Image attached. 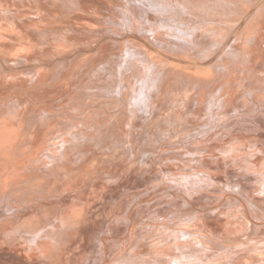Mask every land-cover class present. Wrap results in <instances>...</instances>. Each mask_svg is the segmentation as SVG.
Returning a JSON list of instances; mask_svg holds the SVG:
<instances>
[{"label": "rangeland", "instance_id": "rangeland-1", "mask_svg": "<svg viewBox=\"0 0 264 264\" xmlns=\"http://www.w3.org/2000/svg\"><path fill=\"white\" fill-rule=\"evenodd\" d=\"M97 1H98V3H97ZM131 1L132 0H130V1L129 0L128 1L127 0H122V1L121 0H92V3L88 5V8L78 10V13L75 16V18H73L74 17V14H73L74 11L68 10L67 3L60 5L59 7L50 4L48 6H36L35 5V6H33V8L29 9V7L25 6V7L21 8V13L23 15L22 18L19 16L17 18L19 22L18 21L13 22L12 19H5L4 18V17L8 16L7 12H5L8 9V7L5 3H2V1L0 0V122L3 124L5 123V125L6 124L8 125V127L6 125L7 128L6 127L4 128V126L0 123L3 126V127H0V131L2 130L1 132L3 133V131L6 130V132H4V133H7L8 135L3 133L4 135L8 136V137L5 136L6 139H8V141L10 139H12L11 142L10 141L8 142V141H6V139L4 137H2L3 139L1 138V136L3 134L0 133V135L2 134L0 136V138L2 139V140L0 139V143L1 144L3 143L2 147L10 149V151L6 150V149L3 150L4 148H2L0 146L1 147L0 151L1 150L4 151V152H2V151L0 152L1 154L4 153V154H2L3 156L0 154V158H1L0 159V177H1L0 178V189L2 190V191L0 190V193H1L0 198H2L0 201H2L4 203L8 199L7 201L9 203L13 204V206H12L13 209L10 212L5 214V215H7V217L10 218L9 219L6 217L7 220L8 219L10 221H12V219L15 220L16 218H18V217H15L16 215H19V216L22 215L23 216V218H22V216L18 218L20 221L19 220H18V222L15 221V227L10 229L9 231L7 230L8 232H3L6 230L0 231V261L1 260L3 261V258H4V262H2L1 264H7V261L8 262L10 261V260H8L9 259L8 257H12V259L14 258L13 260H11L12 263L9 262V264H14L13 261H15V264H17V263L19 264V258H24L26 261L25 264H75L74 263L75 262L74 256L76 254L81 253V249L80 250L77 249L76 246H79V241H80V244L82 243L81 239H83V237H84V239H83L84 242L87 241V239H86L87 237L85 236V234H84L85 232L83 230V229H85V225H86V223L84 221L85 220L84 218H86V217L84 215L80 216V219L74 217L77 220H73V217H72L71 223L73 226L70 225V226H66V228H65L64 225H61L60 226L61 228L60 227L56 228L54 226V224L57 222V220H56L57 219L56 214L58 213L57 206H59V204L61 206L62 203H66L68 201V203H70V204H68L67 206H70L69 208H71L73 205H75V197L74 196L76 195V193L80 189L88 186V182L94 181L93 179H95L96 182L94 181V185H92L93 188L92 187L89 188L91 194L97 195V197H100V199L105 197L104 196L105 193L107 194L109 192L114 196L113 199H110L108 201V204L110 205L111 210H112L111 214L120 210L122 207H124L126 205V203L130 204L132 201L136 200V198L139 197V194H141L140 188H142V187L144 188V187H147L148 185L156 183V187L159 186V189H160V187H161L160 184L164 183L165 186H167V189H169L168 191L170 192V193L168 192L169 198L166 197V198H163L164 201H162L163 199L161 200L162 202H164V205H162V206L164 208L167 207L166 208L167 210H164L161 215L158 213V215L149 216V217H159L160 219H163V222H162V220H159V222L160 221L161 222L159 223L157 221L158 222L157 223L152 218H148V219H145L146 223L150 222V223H148V225L149 224H156V225L161 224L162 226L164 225L163 228L172 227L171 223H172V221H174L175 225H177L178 223H185L184 226L188 225L187 226V229H188L189 225H191L192 223L193 224L197 223V225H199L200 219H203V218L220 219L221 218V219H223L222 220L223 223L220 224L221 226H219V230H222L224 227V229L222 230L224 232H222V231H220V232H222L224 234H229V235L232 234L231 236L236 235L235 239L234 238L230 239V237H228V239L226 238L227 239L226 240L225 238H223L224 241L223 240L222 241L224 243L223 242L222 243L225 245L234 246V249H237V250L239 248H243V246L245 247V245L247 244L246 242L249 240V238L251 240V239H254L255 236H258L259 233H264V226H263L264 224L262 222H256L257 219H259V220L264 219V217H263L264 216V211H263L264 210V201H261L260 204H258L252 210V212L249 214H247L239 206V203L238 202L236 203V201H234V203H233V201H231L228 204V206L223 204L224 199L221 201L222 203L221 202L218 203L220 198L223 196V194L226 195V193H228V191L230 190L227 187V185H225V184H227L226 181L231 176V174H229V171L231 169H234L235 172H237V173H234V174H237V177L235 175V178L237 179V181H239V179L242 176H245V174L249 177L251 176L250 178H252V180H254V182L250 181L252 184L251 186H253L254 189H259L258 190L259 192L257 191L256 193L262 192L259 194L262 197L263 191H261V190H264V189H262V188H264V182H263L264 178H262L260 175H258L257 172H254V173L249 172L248 167H244L247 160L248 161L249 160L256 161L255 155L251 156L252 158L248 157V159H245V158H247V157H245V154H247V152L251 153L254 149V148L252 149L249 147L252 140H250V142L248 143L249 139L243 140L242 138H240L239 139L240 141L235 140L238 143H236L235 141H233V143H231V142L227 143V142L216 141L214 139L212 140L210 138L209 139L208 138L207 139L206 138H199V139H201V141L204 139L202 142H200V140L198 141L197 137L196 138L194 137V139H193V141H195L194 144L192 143V139H191L192 137H189L191 142L188 141L191 144L188 142H178L179 138H176L173 140L171 138H167L168 140H166V138L163 139V136H161L160 134H156V132H153L154 130H159L158 128H156V124L151 125L148 121L145 122L146 120H144L142 123L143 124L146 123V125L141 124L143 126H141V125L138 127L135 126L133 124L135 119H136L135 114L134 113L131 114L130 112H125V113L123 112L126 116L124 115V116H121V118H120L122 121L125 118V120H124L125 122L124 121L122 122V125H124V126L119 127L116 124L117 125V128H116V125H113L116 123L118 113L121 111L119 109L120 111L118 112V109H117V112H118L117 113L115 108L113 110L109 109L110 104L112 105V102H113V104L117 103L119 101V98H120L119 97L120 96L119 95L120 81L118 80L119 78L117 77V76L120 77V74L118 75L119 71L117 70V68L119 67L117 62L120 60V58H118V57H120V56L115 55L113 57V59L111 61V63L114 62L113 64L108 63V60H106L104 58L109 56L110 54H112L114 52L118 53L120 51L119 48H122V49L126 48V45H128L129 42L134 41V39H137L135 37V35L130 36V35H133V29H131V27L138 29L137 27H139L138 25H140V30L138 29V31H140V34H143L144 30L142 32L141 27L144 24H145L144 26L147 27L146 24H147V22H149L150 14L153 17L155 16V14L150 13L149 11L143 12L144 8L136 6L137 4L134 2H131ZM105 2H108L113 9L111 12L108 13L109 16L107 14L104 15V12L102 11L103 9H104V11L106 10V8L104 7V6H106ZM44 4H45V2H44ZM62 8H64L63 11L61 10ZM1 9L3 12L1 11ZM142 13L143 14L145 13L146 16H144L145 14L143 15ZM102 14L105 17H103ZM136 14H137V16H136ZM140 14L142 15V17ZM18 15H21V14H18ZM138 15H140V16H138ZM131 16H135L134 17L135 20ZM110 17H111V19H110ZM26 18H27V21L24 22V19H26ZM115 18L117 20H115ZM140 18L141 19L145 18L148 20H144V19L141 20ZM82 20H83V22H82ZM111 20H112V22H109ZM130 20H133V21H130ZM37 21H40V22H37ZM144 22H146V23H144ZM94 23H96V24H94ZM135 23H136V25H134ZM31 24H33V25H31ZM129 24L132 26H129ZM59 29H61L62 31H60ZM41 31H43V32H41ZM149 36L151 37V35H149ZM126 42H128V43H126ZM112 44H114V46ZM62 53H64L63 55L64 56L66 55V56L64 57L62 55ZM61 56H63L64 58ZM141 66H140V69H138L140 75L143 72L142 70H144V72H145V69H146L145 65L142 67ZM93 67L95 70L93 69ZM116 70H117V72H116ZM242 72H243V70H242ZM110 75H112L111 80L109 79V77H111ZM113 75H114V77H113ZM107 78H108V80H107ZM114 78H116V79L114 80ZM109 80L111 82L113 81V83H116V84L112 83L113 84L112 85L111 82H109ZM106 81H108L111 85L108 84V82L106 83ZM90 84H92V85H90ZM218 84H222V82L221 83L219 82ZM112 86L114 88H112ZM113 89H115V91ZM114 92L117 93L118 95H116V94L109 95L110 93H114ZM91 93H94L95 95L91 94ZM78 94H80V95H78ZM81 95H82V97H81ZM88 95H90V97ZM73 96H76V97L74 98ZM77 96L78 97L80 96V97L78 98ZM106 96H108V97H106ZM114 97L116 99H114ZM76 98H78V99H76ZM56 102L61 103V105H60L61 109H58L57 106L54 107V104ZM107 103H110V104H107ZM62 105H63V109H65V110L62 109ZM51 107H53L52 108L53 110L50 113H55V111L57 109L59 110V112L61 111L62 114L59 113V115L57 116V118H58L57 121L61 125L62 124L63 125L61 126V125H59V123H57V125H53L49 129V127L46 125V123L43 122V120L46 119V116L49 114L48 110H50ZM54 108H56V109L54 110ZM44 109H46L47 111L46 110L44 111ZM75 110H77V111H75ZM21 114H22V116H21ZM112 116H113V118H112ZM41 117H44V118H42L43 120L41 119ZM114 119H115V121L113 123ZM74 125H76V126H74ZM10 126H11V128H9ZM114 126H115V129H114ZM147 126H149V127L146 128ZM69 127H72V128H69ZM41 128L46 130L47 132H46V134L42 133L40 135V138H39L40 143L38 141V143L35 144L37 147L35 149H32L31 146H29V145H31V143H33L34 138L33 139H31V138H32L33 134L37 131V129L41 130ZM145 128H146V130H145ZM69 129H71V130L69 131ZM121 129H125V131H123ZM128 129L130 130V132ZM150 129H151V131H150ZM152 129H154V130L152 131ZM60 130L63 131V133H66V132L69 133L71 131H75L76 133L74 135L75 137L73 136L74 139H70V143L67 146V149L65 150V152H63L64 151L63 150L62 152L58 153L57 155H54V157H53L52 152H48V151L49 150L51 151V149L55 150L58 148V145L61 142ZM141 130L145 131V132H147L149 130L147 136H149L151 139L149 137L145 136L140 141L135 140L133 138L134 134L136 136L137 134H139L141 132ZM7 131L8 132L10 131V133H11L10 136L12 135V138L9 137V133ZM137 131H138V133H137ZM119 132L120 133L125 132V133H123V134H125L124 135L125 137L123 136V134L120 135ZM151 133H153V134H151ZM44 134L47 136H45ZM76 134H78L77 135L78 138H77ZM98 134L101 136L98 137ZM66 135H68V134H66ZM102 135H103V137H102ZM119 135H120V137H119ZM43 136L45 138H43ZM87 136H89L91 138H89V137L86 138ZM81 137H85V138H81ZM126 138H129V139H126ZM79 139H80V143H79ZM83 139H84V141H83ZM118 139L121 141L119 142ZM195 139L198 141V144H197V141ZM4 140H5V142H4ZM97 140L99 143L97 142ZM158 140H159V142H158ZM241 140H243V142ZM41 141H43V142L41 143ZM94 141H96V142H94ZM175 141H177V142H175ZM262 141H263V139H262ZM164 142H166V143H164ZM218 142H219V144H218ZM94 143H96V144H94ZM97 143L99 145H97ZM119 143L121 145H118ZM184 143L186 145H183ZM200 143H201V145H200ZM226 143H227V145L225 146ZM255 143H256V141H254V144ZM8 144H10L11 147H8ZM73 144H74V146H73ZM122 144H124V146H122ZM129 144H130V146H129ZM228 144L230 147L232 144L233 145H239L236 147L239 148L240 151H234V158L237 157L236 155H239V157L234 159L231 156L230 157L226 156L227 154L225 152L228 151V149L230 148V147H228ZM244 144H247L248 147L246 148L244 146ZM254 144L252 143L251 145L253 146ZM5 145H6V147H5ZM137 145H138V147H137ZM41 146H43V147L46 146L48 149V150L44 151L46 154L44 156H42V154H41L42 149H43ZM133 146H134V148H133ZM182 146H185V147H182ZM223 146L228 147V148H226L227 150ZM15 147H18V148L13 150V148H15ZM117 147H119V148H117ZM179 147H181L183 149H181V150L177 149ZM186 147H188V148L186 149ZM216 147L218 149H216ZM29 148L31 151L29 150ZM39 148H42V149H39ZM61 148L62 147H60V149ZM105 148H106V150H105ZM126 148H128V149H126ZM139 148H140V150H139ZM221 148L224 149L225 152L222 151ZM27 149H28V151H27ZM34 150H36V151L39 150V151H38V153H36V151H34ZM103 150L106 153L107 152L110 153V156L113 155L115 157L114 158L113 157L108 158L101 165H99L100 167L98 166L95 170L88 169L87 163L92 162L93 159L97 156L99 158H101L102 157L101 151H103ZM128 150L130 152H128ZM229 150L231 151L234 149L231 148ZM11 151H13V152H11ZM26 151H27V153H26ZM186 151H188V152H186ZM10 152H11V155H10ZM133 152H135L138 155L134 156L135 154H133ZM178 152H179V154H178ZM24 153H25V155H24ZM30 153H32V155L34 153H36L37 156L39 154V157L36 158V154H34L33 155L34 158H33ZM254 153L256 154L257 152L255 151ZM27 155H28V157H27ZM47 155H49L48 158H47ZM5 156H7V157L11 156L10 157L11 159L9 157H8L9 159L6 158ZM162 156H164V157L162 158ZM40 157H41V159H40ZM136 157H138L139 160L136 159ZM151 157L153 159L156 158V159H154L156 161L151 159ZM38 158L40 160H36ZM51 158H53V159H51ZM134 158H135V160H133ZM15 159H17V160L19 159L21 161L19 162V160H18V162L16 161L17 163H15ZM34 159L37 163L33 162ZM180 159H183V160H180ZM240 159H241L242 163L241 162L239 163ZM115 160H117V161H115ZM133 161H135L137 164L135 162L133 163ZM31 162H33V165L30 164ZM129 162L131 163V165H129L130 164ZM13 163H14V165H13ZM20 163L22 165L23 164L26 165V167L22 166ZM4 164L6 166L8 165L9 168L6 167ZM135 165H140V167L136 166L137 167L136 168V167H134ZM132 166H133V168L136 169V170L134 169L135 171L132 169ZM29 167H31V168H29ZM13 168H16V169H13ZM204 169H205V171H204ZM171 170L173 172H176V173H180V172L183 173V171H184V172H188V173H192V174H197L198 171H200V172L201 171H204V172L207 171V173L210 175V178L214 177L213 179H216V180L220 179L222 183L217 186L213 182H211L210 184H212L213 188L211 187L210 189L206 188L204 190H201L200 195H198L199 193H194V195L197 194V195H195L196 200H197V203L194 204L196 206L195 207L194 205L190 204L185 199V197H187L188 192H185V190L183 189L184 188L183 184H176L178 182H173V183L169 182L168 183L169 179H166V175H167L168 171H170V173H171ZM74 171H75V173H74ZM137 171H138V173L143 172L140 175V177L143 178L142 179L143 181L141 180V178L139 180V182H144L142 187H137L135 190L133 189L134 188L133 187L132 190H134V191H131V187H129L130 190L127 187L124 190L126 193V195H125V193L123 195L124 198L121 201H116L115 196L120 195L121 189L123 190L124 186L127 183L131 182L132 183L131 185L138 183V182H135V177L138 174V173H136ZM242 172H243V174H242ZM164 173H166V174H164ZM8 174H10V175H8ZM101 174L102 175L103 174L110 175V177H107V178H106V175H103V177H105L104 178L105 181H107L106 184L104 183L105 181H104L103 177L101 178V176H102ZM114 174L119 176V177L114 178ZM161 174H163V175H161ZM240 174H242V176L239 178L238 176H240ZM252 174H254L255 177ZM145 175L148 178L151 177L150 179L152 181L151 182L145 181V179H146ZM2 176L3 177L8 176V179H9L8 182H5L4 181L5 178H3ZM93 176H94V178H93ZM168 176L169 175H167V177ZM91 177L93 179H91ZM98 177H99V179H98ZM194 177H192V179H196ZM2 178H3V180H2ZM18 180H20V181H18ZM97 180L98 181L100 180L99 181L100 185L98 184ZM146 180H149V179H146ZM101 181L104 184H102ZM260 183L261 184L263 183V184L260 185ZM92 184H93V182H92ZM247 184H248V182L244 185L245 186L250 185V184H248V185ZM224 185L226 187H224ZM259 186H260V188H259ZM169 187H171V188H169ZM4 188H6L5 192H7V193L4 192ZM172 188H173V191L171 190ZM179 188L182 190L180 191ZM156 189L157 190H155V189L153 190L154 193L159 190L158 187ZM176 189H178V190H176ZM211 189H213V190H211ZM126 190H129V191H126ZM176 191H178V192L176 193ZM238 191L236 194L240 193V190H238ZM134 192L138 193V194L136 195V194H134ZM59 193H61V195ZM131 193H132V195L133 194L134 195L132 196ZM221 193H223V194H221ZM72 194L73 195L75 194V195L73 196ZM4 195L6 196L5 198H3ZM158 196H159V194L157 196H155V199ZM263 197H264V195H263ZM160 198H162V197H160ZM3 199H4V201H3ZM10 199L12 201H10ZM153 199H151V200H153ZM166 199H168V200H166ZM139 200H137V201H139ZM184 200L186 202H184ZM72 201H74V203ZM169 201H171V203ZM168 203L172 204V206ZM30 204H32V205H30ZM45 204H48L47 205L48 207ZM167 204L170 206V208ZM209 204H211L210 205L211 207H209ZM26 205H28V206H26ZM41 205H43L44 207H46V209H48L47 212L44 213V210H46V209H44V207ZM214 205H215V207H214ZM38 206H40V207L38 208ZM49 206H51V207H49ZM231 208H234V209H231ZM235 208H237L236 210H240V211H235ZM210 209H213V210H210ZM230 209H231V211H230ZM30 210L32 211L33 216L29 215ZM232 210H234L236 213L235 217H237V216L243 217V215H245V217L247 218V215H248L249 218H253V219H249L250 227L248 226L246 228H243L240 224H238V226H236V227H233L232 225H230L234 229L231 228L229 230L228 229L229 224H227L228 223L227 219L229 217H232L231 216ZM50 211H51V214H50ZM223 211L226 213V215ZM242 211L245 212L246 214H244ZM253 211H255V212H253ZM35 212L37 215L35 214ZM42 212H43L44 217H42V214H41ZM257 212H259L260 215ZM9 213H10V215L8 216ZM218 213L220 214L219 217H217ZM100 215H102L101 217H103L104 219H102L99 216V218H100V220H99V219H97L98 217H96L95 218L96 221L94 220L95 222H93L94 224H92V226H93L92 230L97 229L99 226H101L102 223H105V224L107 223L105 226L106 228L104 229V232H105L108 230V228H107L109 226L108 221H110V219L106 220L103 212ZM240 215H242V216H240ZM225 216H227V217H225ZM254 217L256 219H254ZM262 217H263V219H262ZM224 219H225V221H224ZM0 220L3 223L4 221H2V220H5V219L3 217ZM253 220H255V221H253ZM98 221H102L101 224ZM177 221H179V222L177 223ZM27 222H30V223H27ZM52 222H54V223H52ZM251 222H253V223H251ZM43 223L44 224L47 223V224H51V225H48L46 230L43 228L42 232L37 233L36 230L40 229V227L42 228L44 226ZM259 223H260V226H258ZM95 224H97L98 227ZM251 224H253V225H251ZM227 225H228V227H227ZM20 227H21V229H20ZM220 227H222V228H220ZM71 228H73L75 230H71ZM163 228L159 229L158 231L162 232ZM236 228H237V231H234ZM68 229L70 230L71 233L69 232ZM152 229H153V231L154 230L156 231L157 228H156V226H154V228H152ZM190 229H192V230H190ZM62 230L65 232H63ZM188 230H190L192 232L201 231V229H199V228L197 229V227L195 225H191V228H189ZM249 230H251V231H249ZM32 231L34 232L35 235L33 234ZM44 232L49 233V235L44 233ZM66 232H68V233H66ZM104 232H103V234H106V232L105 233ZM201 232H203V231H201ZM74 233H75V235H74ZM66 234H68V235H66ZM70 234H71V236H70ZM36 235L40 236V237L42 236L41 239L42 238L45 239L44 246L41 249H39L37 247V245L34 241L36 238L35 237ZM81 235H82V237H81ZM127 237H129V234L127 235ZM79 238H81V239H79ZM78 239H79V241H78ZM260 243L262 244V242H260ZM263 243H264V241H263ZM134 244L135 245L134 246L132 245L130 249L126 248L127 249L126 250L124 248L123 251L121 250L122 243L118 244L120 246H117L115 248L117 251V255H115L114 257L119 258L122 255L121 253H123L122 257L124 259H122V260L124 262H122V260L121 261L119 260L120 263L115 262L114 264H124V263L128 264V261H131L134 258V256H130L129 253L130 252L134 253L135 251H137V249H139V247L141 248L142 246L146 245L145 242L141 243L140 241H136V243H134ZM140 244L142 246H139ZM125 247H127V246H125ZM124 250H126L127 252ZM120 251H122V252L120 253ZM263 257H264V255H262L263 260L260 257V261L264 262ZM113 258H110L111 260H108L105 264H107V263L111 264L112 261L116 260L115 258L114 259ZM129 264H131V263H129Z\"/></svg>", "mask_w": 264, "mask_h": 264}, {"label": "bare ground", "instance_id": "bare-ground-1", "mask_svg": "<svg viewBox=\"0 0 264 264\" xmlns=\"http://www.w3.org/2000/svg\"><path fill=\"white\" fill-rule=\"evenodd\" d=\"M1 1H2V3H5L8 7V9L6 8L7 10L5 11V12H7L8 16H6L4 18L5 19H12L13 22L18 21V19H17L18 16L22 18L23 15L21 13V8L25 7V6L29 7V9H31L35 5L36 6H48L51 4V5L59 7L60 5L67 3L68 10L74 11L73 12V14H74L73 18H75V16L78 13V10L86 9V8H88V5L92 3V0H1ZM44 2H45V4H44ZM131 2L136 3L137 4L136 6H138V7L144 8L143 12L149 11L150 13L155 14V16L153 17L150 14L149 22H147V24H146L147 27L144 26L145 24L141 27L142 32L144 30L143 34H140V31H138V29L140 30V25H138L139 26V27H137L138 29L131 27V29H133V35H130V36L135 35V37L137 39H134V41H131L129 43L126 42V43H128V45H126V48H123V49L119 48L120 51L118 53L114 52V53H112L109 56L104 58V59L108 60V63H111V61L115 55L120 56V57H118V58H120V60L117 62L118 66H119L117 68V70L119 71L118 75L120 74V77L117 76L119 78V79L118 78L117 79L120 81V85H119L120 86V88H119V95H120L119 97L120 98H119V101L115 104H113V102H112V105L110 103H107V104H110L109 109L113 110L115 108L116 112H117V109H118V112L121 110L119 113L117 112L118 113V116L116 119L117 121L113 125L117 124L119 127L124 126V125H122V122L125 120V118L123 119V121L120 118H121V116L125 115L124 114L125 112H130L131 114L132 113L135 114L136 119H135L134 123L132 122L135 126H137V127L140 126L141 124H143L142 122L144 120H146L145 122L148 121L151 125L156 124V128H158L159 130L152 129V131L154 130L153 132H156V134H160L161 136H163V139L166 138V140H168L167 138H171L172 140L179 138L178 142H188V141H190L189 137H192L191 139H192L193 144L195 142V141H193L194 137L195 138L197 137L198 141L200 140V142H202L204 139L201 141V139H199V138H206V139L210 138L212 140L214 139L216 141L227 142V143H230V142L233 143V141H235V140L238 141L240 138H242L243 140L249 139L248 143L250 142V140H252L253 142L251 141L249 147L252 149L254 148L253 151L251 153L247 152V154H245V153L244 154H245V157H247L245 159H248V157L252 158L251 156L255 155L256 161H252V160L248 161L247 160L244 167H248L249 172H251V173L257 172L258 175H260L262 178H264V0H132ZM97 3H98V1H97ZM105 4H106V6H104V7L106 8V10L104 11V9H103L102 11L104 12V15L107 14L109 16L108 13L111 12L113 9L108 2H105ZM2 9H1V11H2ZM61 10L63 11L64 8H62ZM18 14H21V15H18ZM140 15H138V16H140ZM102 16H103V14H102ZM136 16H137V14H136ZM144 16H146V14ZM103 17H105V16H103ZM131 17H133V19H134L135 16H131ZM141 17H142V15H141ZM110 19H111V17H110ZM142 19L148 20L145 18H142ZM115 20H117V19L115 18ZM25 21H27V18L24 19V22ZM40 21H37V22H40ZM130 21H133V20H130ZM82 22H83V20H82ZM109 22H112V20ZM144 23H146V22H144ZM94 24H96V23H94ZM31 25H33V24H31ZM134 25H136V23ZM129 26H132V25L129 24ZM59 30L62 31L61 29H59ZM41 32H43V31H41ZM149 35H151V37ZM112 45L114 46V44H112ZM63 54L64 53H62V55ZM63 56H61V57H63ZM113 63H111V64H113ZM141 65L142 66L145 65L146 69H145V72H144V70H142L145 74L141 71L142 74L140 75L138 69H140ZM93 69H94V67H93ZM117 70H116V72H117ZM242 70H243V72H242ZM110 76L111 77H109V79L111 80L112 75H110ZM113 77H114V75H113ZM115 79L116 78H114V80ZM107 80H108V78H107ZM110 80H109V82H111ZM107 82L108 81H106V83ZM109 82H108V84H110ZM219 82L220 83L222 82V84H218ZM112 83H113V81L111 82V84ZM113 84H116V83H113ZM90 85H92V84H90ZM112 88H114V87L112 86ZM113 90L115 91V89H113ZM91 94H94V93H91ZM111 94L118 95L115 92L110 93L109 95H111ZM78 95H80V94H78ZM82 95H81V97H82ZM90 95H88V96L90 97ZM73 97L75 98L76 96H73ZM106 97H108V96H106ZM78 98H76V99H78ZM114 99H116V98L114 97ZM60 105H61V103L56 102L54 104V107L57 106L58 109H61ZM52 108L53 107H51V109L48 110L49 114L46 116V119L43 120L42 118H44V117H41V119L43 120L44 123H46V125L49 127V129L51 126L57 125V123H59L57 121L58 120L57 116L59 115V113L62 114L61 111L59 112L58 109L55 111V113H50L53 110ZM55 109L56 108H54V110ZM62 109H63V105H62ZM45 110L46 109H44V111ZM63 110H65V109H63ZM75 111H77V110H75ZM21 116H22V114H21ZM112 118H113V116H112ZM114 121H115V119L113 120V123H114ZM1 124L4 126V128L7 125V124L5 125V123L4 124L1 123ZM1 124H0V127H3ZM59 125H61V124L59 123ZM117 125H116V128H117ZM143 125H146V123ZM143 125H141V126H143ZM74 126H76V125H74ZM7 127H8V125H7ZM148 127L149 126H147L146 128H148ZM9 128H11V126ZM69 128H72V127H69ZM146 128H145V130H146ZM114 129H115V126H114ZM70 130L71 129H69V131ZM121 130L125 131V129H121ZM1 131H0V133H2ZM10 131L9 132L7 131V132L9 133V137L12 138V135L10 136V134H11ZM150 131H151V129H150ZM4 132H6V130L3 131V133ZM46 132L47 131L42 129V128H41V130L37 129V131L33 134L32 138H31V139L34 138L33 139L34 141L29 146H31L32 149H35L37 147L35 144L38 143L40 135L42 133L46 134ZM129 132H130V130H129ZM148 132H149V130L147 132L141 130V132L139 134H137L136 136L134 134L135 137L133 136V138L135 140L140 141L145 136H147ZM75 133H76L75 131H71L69 133L68 132L63 133V131L60 130L61 142L59 143L58 148L55 150L51 149V151L49 150L48 152H52L53 157H54V155H57L58 153L62 152L63 150H64L63 152H65V150L67 149V146L70 143V139H74L73 136L75 135ZM123 133H125V132H123ZM123 133H120V135ZM137 133H138V131H137ZM4 134L8 135L7 133H4ZM66 134H68V135H66ZM99 134H98V137L101 136ZM151 134H153V133H151ZM3 135L1 136V138L4 137L6 139V137H8L6 135H4V136ZM77 135L78 134H76V136ZM120 135H119V137H120ZM124 135L125 134H123V136ZM45 136H47V135H45ZM88 137L89 136H87L86 138H88ZM102 137H103V135H102ZM147 137H149V136H147ZM43 138H45V137L43 136ZM77 138H78V136H77ZM81 138H85V137H81ZM89 138H91V137H89ZM126 139H129V138H126ZM262 139H263V141H262ZM243 140H241V141L243 142ZM6 141H8V139H6ZM9 141L11 142L12 139H10ZM83 141H84V139H83ZM120 141L121 140H119V142ZM198 141H197V144H198ZM254 141H256L255 144H254ZM4 142H5V140H4ZM42 142L43 141H41V143ZM94 142H96V141H94ZM97 142H98V140H97ZM158 142H159V140H158ZM175 142H177V141H175ZM190 142H188V143H190ZM39 143H40V141H39ZM79 143H80V139H79ZM98 143H97V145H99ZM164 143H166V142H164ZM227 143L225 144V146L227 145ZM236 143H238V142H236ZM252 143L254 144L253 145L254 147L251 145ZM2 144L0 143L1 147H2ZM94 144H96V143H94ZM218 144H219V142H218ZM118 145H121V144L119 143ZM183 145H186V144L184 143ZM200 145H201V143H200ZM73 146H74V144H73ZM122 146H124V144H122ZM129 146H130V144H129ZM225 146H223L225 149L230 147L229 144H228V147H225ZM236 146H239V145H233L232 144L229 149L233 148L234 150H231V151L228 149V151L225 152L224 149H222V148L221 149H222V151H224L227 154L226 155L227 157L231 156L232 158H234V151H240V149L237 148ZM244 146L246 148L248 147L247 144H244ZM5 147H6V145H5ZM8 147H11L10 144H8ZM41 147L43 149L42 148H39V149H42L41 154H42V156H44V155H46L44 151H46L48 149L46 146L45 147L41 146ZM60 147H62V148L60 149ZM119 147H117V148H119ZM137 147H138V145H137ZM182 147H185V146H182ZM2 148H4V147H2ZM16 148H18V147L13 148V150ZM133 148H134V146H133ZM187 148L188 147H186V149ZM5 149L10 151L9 148L8 149L4 148L3 150H5ZM126 149H128V148H126ZM177 149L181 150L183 148L179 147ZM216 149H218V148L216 147ZM3 150H1V151L4 152ZM29 150H30V148H29ZM36 150H34V151H36ZM105 150H106V148H105ZM139 150H140V148H139ZM27 151H28V149H27ZM27 151H26V153H27ZM38 151H36V153H38ZM255 151L257 152L256 154L254 153ZM11 152H13V151H11ZM11 152H10V155H11ZM128 152H130V151L128 150ZM186 152H188V151H186ZM36 153H34V154H36ZM2 154H4V153H2ZM30 154L32 155V153H30ZM133 154H135L134 156L138 155L135 152H133ZM178 154H179V152H178ZM24 155H25V153H24ZM33 155H32V157H33ZM48 156L49 155H47V158H48ZM101 156H102L101 158H99L97 156L93 159L92 162L87 163L88 164L87 168L91 169V170H95L99 165H101L108 158H112V157L114 158L115 157L113 155L110 156V153H108V152L106 153V152H104V150L101 151ZM236 156L239 157V155H236ZM5 157L8 158L9 156L8 157L5 156ZM27 157H28V155H27ZM37 157H39V154H38V156L36 154V158ZM41 157H40V159H41ZM163 157L164 156H162V158ZM236 158H234V159H236ZM40 159L38 158L36 160H40ZM51 159H53V158H51ZM136 159L139 160L138 157H136ZM151 159H153V158L151 157ZM154 159H156V158H154ZM18 160L15 159V163H17ZM133 160H135V158ZM180 160H183V159H180ZM20 161L21 160H19V162ZM115 161H117V160H115ZM154 161H156V160H154ZM33 162L37 163L35 161V159ZM33 162H31L30 164L33 165ZM134 162L135 161H133V163ZM240 162L242 163L241 159H240L239 163ZM13 165H14V163H13ZM129 165H131V163ZM22 166L26 167V165H24V164ZM136 166L140 167V165H135L134 167H136ZM6 167L9 168L8 165ZM29 168H31V167H29ZM13 169H16V168H13ZM132 169L134 170L135 168H133V166H132ZM204 171H205V169H204ZM204 171H201V172L198 171L197 174H192V173H188V172H184V171H183V173L182 172L176 173V172H173L171 170V173H170V171L167 172V175H169V176L167 177V175H166V179H169L168 183L169 182H172V183L178 182L176 184H183L184 188L183 187L182 188L185 190V192H188V194L186 193L187 197H185V199L190 204L194 205L195 203H197V200L195 197V195H197V194L194 195V193H199L198 195H200L201 190H204L206 188L210 189L211 187L213 188L212 184H210L211 182H213L217 186L222 183L220 179H217V180L213 179L214 177H211L212 178L211 179L210 175L207 173V171L206 172H204ZM74 173H75V171H74ZM136 173H138V171ZM142 173L143 172L138 173L136 175V177L134 176L135 182H138V183L131 185L132 183L129 182L124 186L123 190L121 189L120 195L115 196L116 201H121L124 198V196H123L125 193L124 190L127 187L129 190H130L129 187H131V191H134L137 187H142L144 182H139V180L141 178L140 175ZM234 173H237V172H235L234 169H231L229 171V174H231V176H230V178L227 179V181H226L227 184H225V185H227V187L230 190L228 191V193H226V195L223 194L224 192L221 193V194H223V196L220 198L218 203H220L224 199L223 204L228 206V204L231 201H233V203H234V201H236V203L238 202L239 206L247 214H249L252 212V210L258 204H260L261 201H264V197H263L264 190L260 189L261 191H263V195L261 197V195H259V194L262 192L256 193L259 189H254L253 186H251L252 184L250 181L254 182V180H252V178H250L251 176L249 177L246 174H245V176H242V174H243V172H242V174H240V176H238L239 178L241 176L242 177L239 179V181H237V179L235 178V175L237 177V174H234ZM164 174H166V173H164ZM8 175H10V174H8ZM103 175H106V174H103ZM103 175L101 176V178L103 177ZM161 175H163V174H161ZM252 175H254V174H252ZM107 177H110V175H106V178ZM118 177L119 176L114 174V178H118ZM192 177H194L196 179H192ZM254 177H255V175H254ZM3 178H5L4 179L5 182H8V180H9L8 176L3 177ZM3 178H2V180H3ZM93 178H94V176H93ZM93 178L91 177V179H93ZM104 178L105 177H103V179ZM150 178H148L146 176V179H149V180H146L145 178L144 179H145V181L151 182L152 180ZM98 179H99V177H98ZM142 179L143 178H141V180ZM93 180L95 181V179H93ZM18 181H20V180H18ZM94 181H92L93 184L90 181V182H88V186L80 189L79 191L77 190L78 192L76 193V195L74 194L75 196L72 194L75 197V205H73L71 208H69L70 206H67L68 204H70V203H68V201L66 203H62L61 206H60V204H59V206H57V209H58V213L56 212L57 213L56 214L57 215L56 216L57 222L54 224V226L56 228L60 227L61 225H64L65 228H66V226L72 225V223H71L72 217H73V220H77L74 217L79 218V219H80V216H83V215L86 217V218H84L86 225H85V229H83V230L85 232L84 233L85 236L87 237L86 238L87 241L84 242V240H83L84 237H83V239L79 238L82 240V243L80 244V241L78 239L79 246H76V248L79 250L81 249V253L76 254L74 256L75 257V259H74L75 264H105L108 260H111L110 258H113L115 255H117V251L115 248L117 246H120L118 244L122 243L121 250L123 251L124 248L130 249L132 245L134 246L135 245L134 243H136V241H140L141 243L145 242L146 245L143 244L144 246H142L140 244L139 246H142L141 248L139 247V249H137V251H135L134 253H131V252H130L131 254L129 253V255L134 256V258H133V260L128 261V264L129 263H131V264H264L263 261H260V257L262 259V255H264L263 254L264 253V243H263L264 233H259L258 236H255L254 239L250 240V238H249V240L246 242L247 244L245 245V247L243 246V248H239L238 250L234 249V246L223 244L224 243L223 238L228 239V237H230V239L231 238L235 239L236 235L231 236L232 234L229 235V234L222 233V232H224V231H222L224 229V227L222 230H219V226H221L220 224L223 223L222 222L223 219H221V218L220 219L203 218V219H200L199 225H197V223L191 224V225H195L197 227V229L199 228L203 232H201V231L192 232V231H190L192 229L188 230L189 228H191V225H189V228L187 229L188 225L184 226L185 223H178L179 221H177V223H178L177 225H175L174 221H172V223H171L172 227H165V228H163L164 225L162 226L161 224H157V225L156 224H149L148 225V223H150V222H148V223L145 222V219H148V218H152L156 222L157 221L159 222V220H162V222H163V219H160L159 217H149V216L158 215V213L161 215L164 210H167L166 209L167 207L164 208L162 206V205H164V202H162V201H164L163 198L168 197L170 192L168 191L169 189H167V186H165L164 183L160 184L161 185L160 189H159V186H157L159 190L156 191L155 193L153 192V190L154 189L157 190L156 189L157 188L156 183L148 185L147 187H144V188L143 187L140 188L141 194H139V197H137L136 200L132 201L130 204L126 203V205L124 207H122L120 210L111 214L112 210H111L110 205L108 204V201L110 199H113L114 196L109 192L107 194L105 193L104 198L100 199V197H97V195L91 194L89 188L92 187V185H94ZM99 181H98V184H99ZM104 181H105V179H104ZM247 182L250 185L247 184L248 186H245L244 184H246ZM263 182H264V179H263ZM104 183L106 184L107 181H105ZM104 183L102 182V184H104ZM262 184L260 183V185H262ZM225 185H224V187H226ZM132 188L134 190H132ZM169 188H171V187H169ZM259 188H260V186H259ZM5 189L6 188H4V192H5ZM262 189H264V188H262ZM129 190H126V191H129ZM171 190L173 191V188ZM176 190H178V189H176ZM181 190L182 189H180V191ZM211 190H213V189H211ZM238 190H240V193L236 194ZM177 192L178 191H176V193ZM5 193H7V192H5ZM59 194L61 195V193H59ZM134 194L137 195L138 193L134 192ZM158 194H159V196L155 199V196H157ZM5 195H4V197L3 196L2 197L5 198L6 197ZM125 195H126V193H125ZM131 195H132V193H131ZM0 196H1V193H0ZM160 197H162V198H160ZM1 199L2 198H0V200ZM151 199H153V200H151ZM137 200H139V201H137ZM166 200H168V199H166ZM3 201H4V199H3ZM10 201H12V200L10 199ZM5 202L3 203L2 201H0V219L3 217L5 219V220H2V221H4L3 223L0 220V222L2 223V224L0 223V231L6 230L3 232H8L10 229L15 227V221L18 222V220H19L18 218L21 217L22 215L21 216L16 215L15 217H18V218H16L15 220L12 219V221H10L9 220L10 218L7 217V215H5V214L10 212L13 209V207H12L13 204L9 203L8 201L6 203ZM72 202L74 203V201H72ZM169 202L171 203V201H169ZM184 202H186V201L184 200ZM170 203H168V204H170ZM30 205H32V204H30ZM45 205L47 206L48 204H45ZM170 205L172 206V204H170ZM210 205L211 204H209V207H211ZM26 206H28V205H26ZM41 206H43V205H41ZM39 207L40 206H38V208ZM49 207H51V206H49ZM214 207H215V205H214ZM169 208H170V206H169ZM44 209H46V207H44ZM231 209H234V208H231ZM231 209H230V211H231ZM236 209L237 208H235V211H240V210H236ZM47 210L48 209L44 210V213L47 212ZM210 210H213V209H210ZM235 211L232 210V213H231L232 217H229L227 219V222H228L227 224H229L228 229L230 230L231 228L238 226V224H240L243 228H246L248 226L250 227L249 219H253V218H249L248 215H247V218L245 217V215H243V217H238V216L235 217L236 216ZM102 212L104 213V217L106 218V220L110 219V221H108L109 226L107 225L108 230L105 231L106 234H103V232H104V229L106 228L105 226L107 223L101 224L102 221H98V222H100L101 226L98 227V225L95 224V225H97L98 228L97 229L93 228L94 230H92V227H93L92 224H94L93 222L96 221L95 218L98 217L97 219L100 220L99 216L100 217L102 216V215H100V214H102ZM245 212H243V213L246 214ZM253 212H255V211H253ZM257 213H259V212H257ZM35 214H36V212H35ZM41 214H42V217H44L43 212ZM50 214H51V211H50ZM9 215H10V213L8 214V216ZM29 215H32L31 210L29 212ZM225 215H226V213H225ZM259 215H260V213H259ZM219 216H220V214L218 213L217 217H219ZM240 216H242V215H240ZM6 217L9 219L7 220ZM225 217H227V216H225ZM263 217H262V219H263ZM22 218H23V216H22ZM101 218L104 219L103 217H101ZM225 219H224V221H225ZM254 219H256V218L254 217ZM253 221H255V220H253ZM256 222H262L264 224V219L263 220L257 219ZM27 223H30V222H27ZM52 223H54V222H52ZM251 223H253V222H251ZM45 224L43 223V225L45 227L44 226L42 228L40 227V229L36 230V232L37 233L42 232L43 228L46 230L48 225H51V224H47V223H45ZM230 225H232L233 227ZM251 225H253V224H251ZM154 226H156V228H157L156 231L155 230L153 231V229H152V228H154ZM258 226H260V223ZM227 227H228V225H227ZM161 228H163V231L159 232L158 230ZM220 228H222V227H220ZM20 229H21V227H20ZM71 230H75V229L71 228ZM220 231H222V232H220ZM234 231H237V228ZM249 231H251V230H249ZM63 232H65V231H63ZM69 232H70V230H69ZM44 233H46V232H44ZM66 233H68V232H66ZM33 234H34V232H33ZM46 234L49 235V233H46ZM128 234H129V237H127ZM66 235H68V234H66ZM74 235H75V233H74ZM70 236H71V234H70ZM35 237L36 238L34 241H35L37 247L39 249L43 248L44 243H45V239H43V238L41 239L42 236L40 237V236L36 235ZM81 237H82V235H81ZM260 242H262V244ZM125 246H127V247H125ZM126 250H124V251H126ZM122 251H120V253ZM121 254H120L121 257H119V258L114 257L116 260L112 261L111 264H114L115 262H119V260L121 261L122 259H124L122 257L123 253H121ZM8 258H9L8 260H10L9 262L12 263L11 260H13L14 258L13 259H12V257H8ZM2 262H4V258H3V261L2 260L0 261V264ZM9 262L7 261V264H9ZM25 262L26 261L24 258H19V264H25ZM122 262H124V261L122 260ZM13 263L15 264V261H13ZM107 264H109V263H107Z\"/></svg>", "mask_w": 264, "mask_h": 264}]
</instances>
